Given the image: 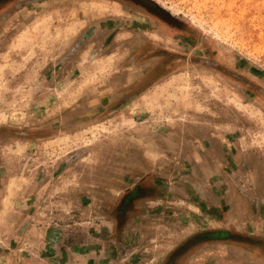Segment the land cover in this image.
Segmentation results:
<instances>
[{
	"label": "rangeland",
	"instance_id": "374dc122",
	"mask_svg": "<svg viewBox=\"0 0 264 264\" xmlns=\"http://www.w3.org/2000/svg\"><path fill=\"white\" fill-rule=\"evenodd\" d=\"M128 1L167 10L166 15H159L169 16L176 37L184 35L189 43L155 34L153 38L173 47L177 56L186 54L194 63L205 53L207 61L228 67L243 84L255 78L264 83V0ZM119 3L0 0V20L8 19L0 25V264H55L45 259L49 251L43 243H47L46 233L59 227L68 229L72 238L76 233L79 241L100 243V255H96L100 259L86 264H162L171 245L186 238L193 239L176 253L183 255L181 264H264V256L256 255L259 250L246 246L243 252L235 245L233 215L211 214L209 218L196 204L183 205L180 198L179 209L167 217L180 225L174 232L164 231L159 227L161 221L152 217L145 229L114 234L106 230L110 222L105 216L93 212L95 179L106 176L107 161L120 160L122 146L127 143L142 141L149 150L146 154L156 156L151 150L157 145L169 147L174 142L173 132L182 144L190 139V130L209 129L226 143L240 144L242 155H252L264 166V111L250 98V92L239 91L198 66L176 70L116 117H84L90 110L85 95L92 96L89 98L94 102V96L105 90V83L114 78L110 74L119 69L134 45L136 28H145L141 24L146 19L120 8ZM106 19L117 26L111 28L116 34L111 51L98 53L105 37L92 40L54 79L59 88L42 97L39 83L44 71L70 51L87 26ZM124 25L136 28L129 33L122 29ZM70 81L74 89L67 88ZM44 108L51 116L50 129L63 122L67 127L72 110L81 117L80 126L44 139L10 137L12 131L39 130L45 123L41 118ZM112 130L115 132L110 134ZM193 138L195 142L196 135ZM179 151H173L174 155ZM73 154V161L61 164ZM159 154L166 158L164 151ZM42 185L45 192L40 201L37 196ZM27 220L29 228L18 236L16 230L20 232ZM200 232H224L221 238L229 240L204 242L201 237L196 239ZM119 242H124L125 251ZM224 242L227 245H222Z\"/></svg>",
	"mask_w": 264,
	"mask_h": 264
},
{
	"label": "flooded vegetation",
	"instance_id": "af4514ba",
	"mask_svg": "<svg viewBox=\"0 0 264 264\" xmlns=\"http://www.w3.org/2000/svg\"><path fill=\"white\" fill-rule=\"evenodd\" d=\"M119 6L146 19L145 23L141 24L145 28L139 29L134 26L126 28L125 25L122 27L129 33L136 28L137 32L132 36L134 45L127 50L128 53L119 64V69L110 74L114 78L105 83V90L94 96L97 97L93 98L94 102L89 98L92 96L85 95L90 110L84 117L88 120L116 117L119 111L138 100H143V97L165 82L166 77L175 74L176 70L190 69L192 66H198L204 72H214L239 91L247 90L252 94L247 96H250L264 111V83L261 80L255 78L243 84L244 80L236 73L231 74L228 67L222 68V65L215 60L207 61L205 53L202 58H195L197 60L191 63L190 56H185L186 54L177 56L173 47L163 46V42L159 44L157 42L159 39L153 38L155 34L172 42L177 38L184 44L189 43L184 35L176 37L169 16L159 15V13L165 14L167 10L158 7L152 10L150 7L128 0H120ZM7 21L8 19L0 20V25ZM112 21L106 19L103 22L91 23L81 32L70 51L55 61L53 67L44 71V77H41L39 83L42 97L43 93L46 96L48 90L59 88L58 82L54 79L67 69L66 64L73 62L80 49L86 44L105 37L98 53L111 51V42L116 37V34H113L115 30L111 28L117 27L111 24ZM145 30L151 33L148 34ZM48 75L51 77L49 78ZM115 78L117 80H114ZM66 86L68 89L75 88L71 81L66 82ZM39 100L42 103L41 97ZM44 109L41 118L45 123L39 130L30 128L21 132L12 131L10 137L29 141L34 138L44 139L48 138V135L54 136L80 126L81 117L72 110L69 113L67 127L63 122L62 126L59 124L55 129H50L48 120L51 116L47 114V109ZM55 116L57 117V114ZM114 132L112 130L110 134ZM171 135L174 142L170 143L169 147L157 145L156 149L151 150L156 156L146 154L149 150L142 141H139L134 145L127 143L122 146L120 160L107 161L106 176L95 179V195L92 200L93 212L102 214L101 216H105L110 222L106 230L120 234L136 227L145 229L147 221L155 217L156 220L161 221L159 227L164 231L174 232L179 229V224L175 223L173 218L167 220V217L169 213L179 209L180 198L183 199V205L196 204L199 212L209 218L211 214L225 217L233 215L234 222L231 228L235 230L237 239L235 245L243 252L247 251L246 246L252 247L253 251L259 250L256 255L264 256V166L261 161L252 155H242L240 144L226 143L209 129L197 132L190 130V139L182 144H178L180 139L177 133L173 132ZM194 135L197 137L195 142H193ZM177 150L181 153L175 156L174 152L176 153ZM163 151L166 158L159 154ZM74 157V154L69 155L61 164H69ZM222 234L226 233L200 232L196 239L201 237V240L208 243L212 239L221 243L228 241L227 237L221 238ZM171 235L173 234H170V237ZM191 239L193 238H186L172 244L162 264H181L183 255L178 257L176 253L185 245H189ZM119 243L125 251L124 242ZM222 245L227 244L224 242ZM173 257L175 259L171 260Z\"/></svg>",
	"mask_w": 264,
	"mask_h": 264
},
{
	"label": "crops",
	"instance_id": "0c3cea01",
	"mask_svg": "<svg viewBox=\"0 0 264 264\" xmlns=\"http://www.w3.org/2000/svg\"><path fill=\"white\" fill-rule=\"evenodd\" d=\"M44 190H45V187L44 185H42L40 193L37 196L38 198L40 197L39 198L40 201H42L43 199L44 192H45ZM33 201L38 202L37 199ZM23 225L24 226L20 228L21 229L20 232L19 230H16V234L18 236L20 235L22 236L29 228L28 220ZM67 232L68 230H66L65 227H59L58 229L52 228L48 231V233H46L47 237H46L45 242L47 243H43V245L46 246L45 249L49 251L47 254H45L46 260L48 259L50 261H53L55 264H58V263L60 264H86V261H89L90 263L92 261L95 263V261L100 259L99 256H96V255H100V249H99L100 243L98 241L97 243L94 242L93 240L90 241L88 239L84 241H79V239L75 235L76 233H74L73 238H72V236H70L69 234L70 231L69 233ZM95 250H98V252H96ZM93 258H95L96 260L95 261L91 260Z\"/></svg>",
	"mask_w": 264,
	"mask_h": 264
}]
</instances>
